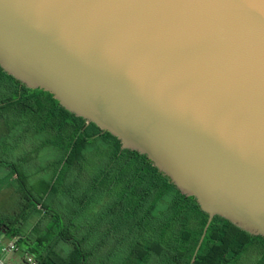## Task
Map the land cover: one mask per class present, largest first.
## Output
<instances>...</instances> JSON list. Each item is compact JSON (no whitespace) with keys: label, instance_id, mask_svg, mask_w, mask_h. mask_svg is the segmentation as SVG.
<instances>
[{"label":"water","instance_id":"obj_1","mask_svg":"<svg viewBox=\"0 0 264 264\" xmlns=\"http://www.w3.org/2000/svg\"><path fill=\"white\" fill-rule=\"evenodd\" d=\"M0 66L264 237V0H0Z\"/></svg>","mask_w":264,"mask_h":264},{"label":"trees","instance_id":"obj_2","mask_svg":"<svg viewBox=\"0 0 264 264\" xmlns=\"http://www.w3.org/2000/svg\"><path fill=\"white\" fill-rule=\"evenodd\" d=\"M0 121L5 135L39 134L42 146L61 155L53 181L29 212L37 223L24 233L0 224L11 237H22L20 245L38 264H264V237L220 216L194 259L209 219L197 199L146 155L123 149L117 137L1 66ZM0 166L16 177L22 200L32 201L23 168Z\"/></svg>","mask_w":264,"mask_h":264},{"label":"rangeland","instance_id":"obj_3","mask_svg":"<svg viewBox=\"0 0 264 264\" xmlns=\"http://www.w3.org/2000/svg\"><path fill=\"white\" fill-rule=\"evenodd\" d=\"M6 133L4 122L0 121V161L17 165L20 170L23 168L28 175L26 188L34 199L22 200L18 192V181H15L10 170L0 166V224L11 223L15 232L24 233L38 221V216L29 212L34 209L36 201L44 195L47 185L53 181L61 155L52 146H42L44 137L39 134L20 133L19 138V132L18 135L11 133L10 136L5 135ZM28 216L29 219L24 221ZM28 255L33 257L27 245L23 243L19 244L18 252L3 257L8 264H26L25 258ZM246 261L245 259L244 263Z\"/></svg>","mask_w":264,"mask_h":264},{"label":"built area","instance_id":"obj_4","mask_svg":"<svg viewBox=\"0 0 264 264\" xmlns=\"http://www.w3.org/2000/svg\"><path fill=\"white\" fill-rule=\"evenodd\" d=\"M5 233L6 232L3 229H0V264H8V262L4 259L3 256L18 252L19 244L22 240L21 236L7 238ZM25 263L38 264L36 259L29 255L25 258Z\"/></svg>","mask_w":264,"mask_h":264},{"label":"crops","instance_id":"obj_5","mask_svg":"<svg viewBox=\"0 0 264 264\" xmlns=\"http://www.w3.org/2000/svg\"><path fill=\"white\" fill-rule=\"evenodd\" d=\"M14 179H15V181L17 180L16 177H14ZM4 231L6 232L5 234H6L7 238H11V236L8 234V231H7V230H4ZM4 256H5V255H4ZM4 259H5V258H4ZM5 260H6V259H5ZM6 261H7V260H6Z\"/></svg>","mask_w":264,"mask_h":264}]
</instances>
